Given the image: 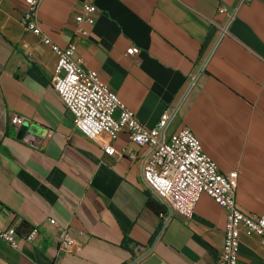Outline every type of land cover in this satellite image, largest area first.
<instances>
[{
    "label": "crops",
    "instance_id": "1",
    "mask_svg": "<svg viewBox=\"0 0 264 264\" xmlns=\"http://www.w3.org/2000/svg\"><path fill=\"white\" fill-rule=\"evenodd\" d=\"M86 2L93 24L76 20ZM221 5L237 8L222 38ZM26 8L0 0V227L25 221L39 234L20 231L18 249L0 241V264H218L225 210L202 193L188 222L163 217L143 181L147 148L126 131L89 139L75 127L51 84L56 56L21 23ZM39 20L146 126L176 106L166 135L189 127L220 171H238V206L264 212V0H42ZM64 228L74 252L59 251ZM239 260L264 264V240L245 227Z\"/></svg>",
    "mask_w": 264,
    "mask_h": 264
},
{
    "label": "built area",
    "instance_id": "2",
    "mask_svg": "<svg viewBox=\"0 0 264 264\" xmlns=\"http://www.w3.org/2000/svg\"><path fill=\"white\" fill-rule=\"evenodd\" d=\"M25 2L27 8L21 17V23L26 30L39 36L50 46L56 56L51 84L66 109L72 113L75 127L89 139H95L103 133L114 139L119 133L126 131L131 140L147 148L143 156V181L147 189L165 205V219L177 215L188 222L194 215L202 193L210 195L225 210L227 218L218 264H242L239 260L241 228L245 227L264 240V212H245L238 206V171H220L217 162L205 152L200 139L189 127H182L171 135H166L167 128L176 115V106L167 108L156 126H146L100 78L96 70L84 68L74 58V44L62 47L43 33L39 20L42 0ZM82 9L84 14L76 17L77 22L93 24L97 6L86 2ZM236 12L237 8L225 5L219 7V13L228 16V21L219 26L220 38L228 34V26ZM139 51L138 47L127 49L128 54ZM25 121L21 116L13 118V123L17 126ZM49 221L56 223L52 218ZM38 234L39 228L35 225L30 227L24 237L31 241ZM19 237V226L0 227V241L14 249L19 248ZM75 245L76 241L69 230L61 229L59 251L70 253ZM135 250L141 253L144 247L136 244Z\"/></svg>",
    "mask_w": 264,
    "mask_h": 264
},
{
    "label": "trees",
    "instance_id": "3",
    "mask_svg": "<svg viewBox=\"0 0 264 264\" xmlns=\"http://www.w3.org/2000/svg\"><path fill=\"white\" fill-rule=\"evenodd\" d=\"M147 204L152 209H154L156 211H159L158 206L156 205V203H155V201L153 199H151V198L148 197ZM27 229H29V225L25 221H22L21 224L19 225V230L22 231V230H27ZM128 242H129V240H126L125 241V245Z\"/></svg>",
    "mask_w": 264,
    "mask_h": 264
},
{
    "label": "water",
    "instance_id": "4",
    "mask_svg": "<svg viewBox=\"0 0 264 264\" xmlns=\"http://www.w3.org/2000/svg\"><path fill=\"white\" fill-rule=\"evenodd\" d=\"M27 129H28V124L23 123L21 126L20 135H23ZM74 251H75V249L72 250V252H74Z\"/></svg>",
    "mask_w": 264,
    "mask_h": 264
}]
</instances>
